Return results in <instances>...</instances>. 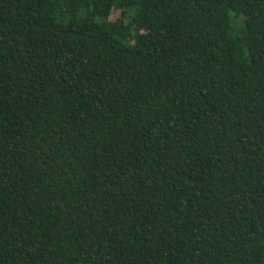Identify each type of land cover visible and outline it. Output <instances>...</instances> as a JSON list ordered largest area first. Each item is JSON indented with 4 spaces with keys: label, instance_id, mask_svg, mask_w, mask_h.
Listing matches in <instances>:
<instances>
[{
    "label": "trees",
    "instance_id": "trees-1",
    "mask_svg": "<svg viewBox=\"0 0 264 264\" xmlns=\"http://www.w3.org/2000/svg\"><path fill=\"white\" fill-rule=\"evenodd\" d=\"M0 264H264V0H0Z\"/></svg>",
    "mask_w": 264,
    "mask_h": 264
},
{
    "label": "rangeland",
    "instance_id": "rangeland-1",
    "mask_svg": "<svg viewBox=\"0 0 264 264\" xmlns=\"http://www.w3.org/2000/svg\"><path fill=\"white\" fill-rule=\"evenodd\" d=\"M119 16H120L119 12H114L113 19H119Z\"/></svg>",
    "mask_w": 264,
    "mask_h": 264
}]
</instances>
